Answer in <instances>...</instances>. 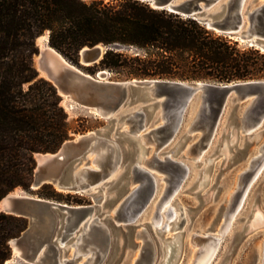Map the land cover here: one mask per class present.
<instances>
[{
    "label": "water",
    "instance_id": "obj_1",
    "mask_svg": "<svg viewBox=\"0 0 264 264\" xmlns=\"http://www.w3.org/2000/svg\"><path fill=\"white\" fill-rule=\"evenodd\" d=\"M140 1L147 2L153 8L192 17L217 33L238 36L244 40L255 34V46L264 50V0L250 10L249 5L245 6L246 0ZM245 21L248 27L243 29ZM35 45L38 50L33 58L38 57V60H34L33 65L37 77L51 82L60 99L69 102V106L80 107L109 122H114L116 112L128 108L125 121L129 124L128 131L123 130L121 137L126 139V146L132 148L134 156L128 158L124 165L128 174L121 187H128L120 188L115 193L123 195L110 216L114 222L135 220L152 200L157 180L152 170L165 174L163 194L177 186L187 175L188 165L182 160L173 159V156L189 141L192 132L197 131L198 136L188 142V149L202 150L211 144L213 134L227 111L234 113L230 123L245 136L252 132L248 133V129L264 118V79L232 82L166 78L102 80L98 73L85 72L83 66L88 65L82 63H98L107 49L131 47L119 43L84 46L78 51V64H73L63 61L64 57L53 47L63 58L62 61L41 50L36 39ZM41 72L45 75H41ZM188 112L191 116L187 122L186 135L183 141L174 142V136ZM150 119L152 126L145 131ZM107 131V126L89 130L65 139L53 152L34 153L35 166L29 189L36 190L43 184H49L69 193H85L95 189L99 192L101 185L108 183L105 178L114 164L118 162L121 166L127 159L124 157V146L107 138ZM131 133L133 138L128 136ZM171 143L168 149L170 154L161 159L157 155L143 161L136 159L139 144L145 150L151 146L156 152ZM225 143L228 146V140ZM174 148L176 151L172 152ZM97 149L102 151L97 165L86 163L80 166L83 160L88 162V155ZM0 211L27 220L25 229L17 237L11 238L8 244L11 249L9 258L17 257L29 264H76L77 258L87 251L90 255L83 264H95L109 241L108 226H114L108 219L101 222L92 206H70L33 196L26 190H20L19 193L11 190L4 194L0 198ZM85 227L83 241L79 245L80 252H73L69 258L62 259L70 248L71 239ZM12 244L19 250L17 256L13 254ZM144 245L132 264H150L153 261V246L145 241Z\"/></svg>",
    "mask_w": 264,
    "mask_h": 264
},
{
    "label": "trees",
    "instance_id": "obj_2",
    "mask_svg": "<svg viewBox=\"0 0 264 264\" xmlns=\"http://www.w3.org/2000/svg\"><path fill=\"white\" fill-rule=\"evenodd\" d=\"M45 31L48 44L72 62L84 46L131 47L107 49L98 62L126 77L232 82L264 74L258 50L240 49L192 17L140 0H0V198L28 189L34 153L53 152L88 128L85 117L73 125L54 85L37 77L35 39ZM36 194L57 195L48 184ZM26 225L0 211V264L10 257L8 241Z\"/></svg>",
    "mask_w": 264,
    "mask_h": 264
},
{
    "label": "rangeland",
    "instance_id": "obj_3",
    "mask_svg": "<svg viewBox=\"0 0 264 264\" xmlns=\"http://www.w3.org/2000/svg\"><path fill=\"white\" fill-rule=\"evenodd\" d=\"M83 1L90 2L92 0ZM103 1L106 2L108 0ZM260 1L262 0H255L253 2L246 0L245 6L249 5V9H251ZM247 26V21H245L243 29H246ZM42 34H46L47 37L46 31ZM225 36L232 41H236L237 47L240 49H255L258 50L259 54L264 55V51L254 44L250 45L246 41L235 40V37ZM64 59L73 64H78V55L76 62H72L66 57ZM32 61H34V58ZM257 62L264 69V58H258ZM83 69L89 74L104 71L105 79L109 81L134 78L126 77L121 71L117 72L116 70L102 67L98 63L83 66ZM255 79H264V74ZM194 80L212 81L208 79ZM24 87H26V84ZM63 108L67 113L68 120L73 125L78 124L79 118L85 117L87 119L83 123L88 128L82 132L71 134L70 138L89 130L107 126L106 137L124 146V157L127 158L120 168H117L113 174L105 178V181H108V183L101 185L99 192L95 189L85 193H69L58 190L50 185L57 195L54 198H45L70 206H92L96 211L97 218L101 222H105L107 219L112 221L114 226H108L109 241L107 246L100 252V257L96 260L95 264H132L133 259L137 258L145 247L144 241L149 242L155 251L154 259L150 264H163L167 260L169 261L168 264H191L193 259L192 251L196 249L190 243L193 235L196 238H217L213 254L206 264L261 263V250L264 246V166L257 177L254 179L249 178L248 183H251H249L247 190L245 189L246 187L244 189L241 188L239 177L250 171L251 159L262 153L260 147L264 143V118L254 128L250 136H245L240 130L237 131V126L230 123L234 113L227 111L213 134L211 145L202 150L201 157L197 160H195L196 157L192 158L191 156L183 155L188 142L198 136L197 131L191 133L189 141L179 148L176 155L173 156V159L182 160L189 167L187 175L180 180L177 189L170 198V204L175 209V219L172 222L169 221V229L167 231L163 230V232L157 233L153 228L154 224H151V217L156 212V204H158L165 191L166 183L160 180V178L165 176L163 172L152 170L153 175L157 178L155 195L135 220L131 222H114L110 217V214L118 205L123 195L121 193L116 195V191L120 188L128 187L127 185L121 187L125 183L128 174L124 170V165L128 158L134 156L132 148L126 146V139H122L121 137L123 130L128 131L129 124L125 122L128 118V108H123L116 112L113 116L114 122L99 118L80 107ZM190 116L191 113L188 112L183 117L181 126L174 136V142L177 140L183 141ZM151 122L152 119L149 120L145 131L149 130L150 126H152ZM128 136L133 138L132 133L128 134ZM227 140L228 146L224 148L223 144ZM173 143L163 150L156 151L157 157L161 159L164 155L170 154L168 149ZM152 154V147L148 146L145 150V157H149ZM82 162H85V160ZM13 190H16V192L26 190L33 196H38L36 194L38 189L30 190L29 187L28 189L16 187ZM49 190L44 189V192H48ZM245 190L242 202L238 206V200ZM233 202H236L234 204L235 207L230 212L233 217L228 229L221 234L220 229L224 224V213ZM73 239L70 242L74 241ZM173 240H176L174 244L167 245L168 242ZM73 249V247H70L66 251V258H69ZM171 249H173L172 253ZM85 257L86 255H81L77 258L76 264L82 262ZM7 260H10L9 264H29L22 262L17 257Z\"/></svg>",
    "mask_w": 264,
    "mask_h": 264
},
{
    "label": "bare ground",
    "instance_id": "obj_4",
    "mask_svg": "<svg viewBox=\"0 0 264 264\" xmlns=\"http://www.w3.org/2000/svg\"><path fill=\"white\" fill-rule=\"evenodd\" d=\"M262 1H260L258 4H260ZM241 25H242V23L239 25V27ZM254 35H252L250 37V39H248V40H244V39H242V38H240L238 36H233V37H235V39H240L242 41H246L250 45H252V44L256 45V43L254 42V38H255ZM46 38H47L46 37V34H42V35H40V36H38L36 38V43L38 44V47L41 50H46L47 52L51 53L55 58H57V60L62 61L63 58L59 55V53L56 52L47 43H45V41L47 40ZM261 50H263V49H261ZM34 60L37 61L38 60V57H35ZM63 61H66V60L63 59ZM82 64L89 66L92 63H82ZM104 73H105L104 71H100L98 73L99 78L102 79V80L105 79ZM41 75L44 76L45 73L44 72H41ZM61 104L64 107H66L67 109L73 108V106H69V102H66L64 99L61 100ZM258 124L255 125L254 127L250 128V129H248L247 132L250 133L251 131H253L254 128H256L258 126ZM249 136H250V134H249ZM210 145L211 144H208L206 148H208ZM223 145H224V148H227L226 143H224ZM206 148H204V149H206ZM260 148L262 149V153H260V155H256L254 158L252 157L253 159H251V161H250L251 162V166H250L251 169H250V171L248 173L243 174V175H241L239 177V184H241V188L242 189H244L246 187L245 189L247 190V188L249 187V183H251V182L248 183L249 178L254 179L255 177H257V175L260 173V171L262 170V168L264 166V143L261 145ZM202 150L190 151L188 149V144H187L186 147H185V151H184L183 155L191 156L192 158H195L196 157L195 160H197L198 158L201 157L200 154L202 153ZM175 151H176L175 148L172 149V152H175ZM101 153H102V151L100 149L93 150L88 155V158H89L88 162H81L80 166H84L86 163H88L89 165H95L96 166L97 165V161L100 159ZM258 154H259V152H258ZM152 155H157V154L153 151V154ZM194 155H198V156H194ZM136 159H137V161H143V160L150 159V156L149 157H145V148L141 144H139V148H138V150L136 152ZM117 168H120V165H119L118 162H116L114 164V167L111 169V171L107 174L106 177H109L111 174H113L117 170ZM188 169H189V167H188ZM160 180L164 181V177L160 178ZM204 180H203V182H204ZM176 189H177V186H175L173 189L168 190L160 198V200L158 201V204H156L157 210L153 214V216L151 217V224L152 223L154 224V227H153L154 230L157 231V232H159V233L163 232V230L164 231H167L169 229L168 228L169 221L172 222V220L175 219V209L170 204L171 203L170 202L171 201L170 198H171L173 192H175ZM246 190L243 191V193L241 194V196H240V198L238 200V206L241 204L242 199H243V197L245 195ZM15 192H16V190H15ZM16 193H19V192H16ZM235 203L236 202H233V204L231 206H229L227 208V210L225 211V213H224V224H223V226L220 229V233L221 234H223L228 229V227L230 225V221H231V219L233 217V215H231L230 212L233 210V207H235L234 206ZM234 211H235V209H234ZM113 212H114V210L112 211V213L110 214V216H112ZM97 222H99V221L97 220ZM85 230H86V227L82 231H80V233L74 237V239H73L74 241L71 242L70 247H73L74 249L72 250L70 256L72 255L73 252H75L76 254H78L80 252L79 245L83 241L82 234L85 233ZM190 240H191L190 241L191 246L193 248L196 247V249L192 251L193 259H192L191 264H206L210 260L212 254H213V251L215 249V244L217 242V238H215V237H213V238H211V237L210 238H196L193 235V237ZM175 241L176 240L170 241V242L167 243V245L174 244ZM167 245L165 244V246H167ZM12 251H13L14 256H17V254L19 253V250L17 249V247L15 245H13V244H12ZM163 251H164V249H163ZM170 251L172 253L173 252V249H171ZM164 253H165V251H164ZM83 255H86L85 259L82 262L78 263V264H83L86 261L87 256L90 255V252L89 251L84 252ZM64 258H66V257L65 256L62 257V259H64ZM10 260H6L5 261V264H9ZM168 262L169 261L167 260L163 264H168ZM260 262H261L260 264H264V246H263V248L261 250Z\"/></svg>",
    "mask_w": 264,
    "mask_h": 264
}]
</instances>
